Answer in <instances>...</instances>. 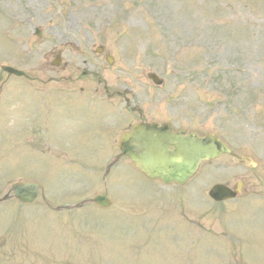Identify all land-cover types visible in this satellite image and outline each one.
<instances>
[{
	"label": "rangeland",
	"instance_id": "1",
	"mask_svg": "<svg viewBox=\"0 0 264 264\" xmlns=\"http://www.w3.org/2000/svg\"><path fill=\"white\" fill-rule=\"evenodd\" d=\"M10 17L28 21L19 47L3 34ZM33 26L42 30L40 40ZM92 46L111 52L114 65ZM52 50L63 51L71 74L51 66ZM1 66L41 82L0 71V199L13 183L35 181L53 207L105 192L111 205L52 213L40 197L33 206L0 204V239L10 237L0 246V264H264V195L253 178L264 182V0H0ZM85 70L92 74L82 78ZM149 73L164 85L153 86ZM124 89L130 103L117 115L118 98L103 92ZM59 93L66 101H50ZM80 98L98 100L75 104ZM104 100L112 107L107 120ZM139 116L215 134L256 161L255 176L224 156L203 165L187 187L168 188L121 158L104 187L120 134ZM114 119L113 146L107 121ZM41 122L47 150L37 134ZM9 123L34 133L23 141ZM84 135L100 137V146L81 149ZM100 148L107 156L97 162ZM242 180L243 198L208 199L213 185Z\"/></svg>",
	"mask_w": 264,
	"mask_h": 264
},
{
	"label": "water",
	"instance_id": "2",
	"mask_svg": "<svg viewBox=\"0 0 264 264\" xmlns=\"http://www.w3.org/2000/svg\"><path fill=\"white\" fill-rule=\"evenodd\" d=\"M4 71L21 76V73L3 68ZM156 84V78L151 77ZM120 150L127 156L132 166L146 179L159 181L166 185H185L193 178L200 164L213 160L230 151L214 136L199 138L193 133L181 131L171 132L170 125L140 124L134 125L130 133L122 136ZM16 198L25 203H31L41 189L35 184H21L12 187ZM236 192L217 185L209 192L216 202L232 199ZM94 203L107 207L110 204L108 196L96 197Z\"/></svg>",
	"mask_w": 264,
	"mask_h": 264
}]
</instances>
